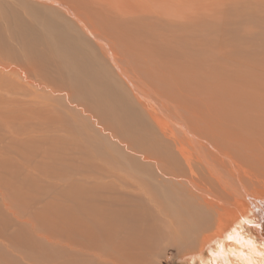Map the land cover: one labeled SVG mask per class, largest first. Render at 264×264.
<instances>
[{
	"label": "bare ground",
	"instance_id": "obj_1",
	"mask_svg": "<svg viewBox=\"0 0 264 264\" xmlns=\"http://www.w3.org/2000/svg\"><path fill=\"white\" fill-rule=\"evenodd\" d=\"M35 5L52 7L55 14L37 13ZM81 10L74 0H0V69L20 75L27 84L34 68L41 74L47 70L44 65H56L59 75L65 69L66 86L52 84L51 91L64 92L68 105L74 101L82 114L91 113L99 132L123 141L118 146L129 149L131 156L128 151L121 161H129L130 170L141 172L149 163L158 164L159 178L175 182L174 188L153 185L166 189L144 194L147 204L140 214L131 210L133 218L139 214V222L127 236H117L110 226L112 251L102 264H136L151 241L159 244V230L166 225L163 240L169 245L177 239L188 246L182 259L189 264H264V2L256 4L251 19L240 13L234 26L225 28L233 32L226 35L234 39L233 51L225 53L220 47L207 55L202 39L182 49L175 38H160L161 31L133 20L121 35L102 32L101 21ZM72 32L98 44V52L93 51L98 59L92 64L87 57L68 60L66 47L76 46ZM227 53L235 58L234 66L224 65ZM64 54L68 65L59 64ZM84 130L78 132L86 140ZM124 163L120 167L129 170ZM105 209L112 214L111 206ZM163 215L166 221L160 225ZM255 238L258 243L250 241ZM83 260L81 264H87L86 257Z\"/></svg>",
	"mask_w": 264,
	"mask_h": 264
},
{
	"label": "rangeland",
	"instance_id": "obj_2",
	"mask_svg": "<svg viewBox=\"0 0 264 264\" xmlns=\"http://www.w3.org/2000/svg\"><path fill=\"white\" fill-rule=\"evenodd\" d=\"M259 1L264 2V0H74L79 2L83 13L84 11L90 13L91 16H88L90 19L97 18L101 21L99 29L102 32L112 30L114 34L121 35V31L133 20L145 28L161 31L163 35H160V38L162 36L175 38L174 40L181 43L182 49L188 48L189 43L202 39L206 55L220 47L224 52L235 48L234 39L226 37L233 32L232 30L228 32L225 28H232L234 19L238 21L240 13H243V17L248 16L247 18L251 19ZM35 7L38 8V5ZM48 11L55 14L52 7L43 8L39 5L35 10L42 14L49 13ZM70 34L76 46L66 47L71 54L69 61L75 58L73 61L85 60L87 57L92 64L98 59L93 51L98 52L99 46L92 38L91 40L84 33ZM52 48V51H56V46L52 45ZM118 49L120 53H124L122 47ZM231 55L227 53L228 59L222 60L224 65H235L236 62H233L235 58ZM199 58H203L201 53ZM64 59L65 54L59 64L68 65ZM43 67L47 70L41 74L36 68L35 72L28 74L31 84L25 83V79H21L18 74L14 75L5 68V72L0 69V85L3 87L0 89V264H81L84 257L87 264H102L103 261L109 260L108 255L112 251L110 226H115L117 236L121 234L127 236L129 234L127 232L134 229L139 222L137 216L147 204L144 194L147 192L154 194L153 192L166 189L153 188V185L154 187L170 185L174 188L175 182H172V179L159 178L162 173H159L158 164L149 163L146 165L148 170L143 169L141 172L138 168L130 170L132 164L129 161H121L124 156H131L129 149L125 150L124 147L118 146L123 141L117 142L107 131L99 132L100 126L95 123L91 113L84 111L82 114L74 101L68 105L64 92L51 91L52 84L62 83L63 87L66 86L62 82V79L68 78L65 69H61L59 75L56 65ZM43 86L46 90L42 88ZM4 88H7L6 91ZM16 88L18 91H15ZM71 88L77 93V87ZM48 89L50 90L47 92ZM78 127L85 129L83 133L87 141L79 134ZM119 163L126 166L128 164L129 170L121 168ZM152 204L154 202L148 206ZM110 206L113 208L112 214L114 212L117 214L115 220L107 219L111 218L112 214L105 211V208ZM78 208L83 214L77 210ZM131 210H134L133 214L138 212L139 214L133 218ZM155 211L159 212L158 209ZM164 220L163 215L160 225ZM85 222L87 223L84 226ZM159 231L162 240L159 244L151 241L152 245L150 244L144 251V255L147 256L143 255L136 264H189L182 258L189 253L190 248L181 246L177 239L167 245L163 240L169 231L167 225ZM221 241L223 242L224 238ZM250 241L258 243L256 238ZM193 247L196 248V244ZM121 259L124 262L122 256L120 261Z\"/></svg>",
	"mask_w": 264,
	"mask_h": 264
}]
</instances>
